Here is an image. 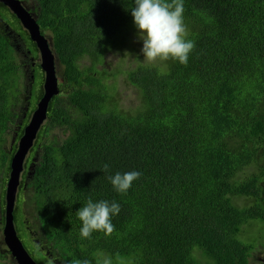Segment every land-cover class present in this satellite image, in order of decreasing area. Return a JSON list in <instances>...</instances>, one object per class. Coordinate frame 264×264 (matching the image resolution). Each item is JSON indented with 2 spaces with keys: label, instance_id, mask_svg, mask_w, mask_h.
Instances as JSON below:
<instances>
[{
  "label": "trees",
  "instance_id": "trees-1",
  "mask_svg": "<svg viewBox=\"0 0 264 264\" xmlns=\"http://www.w3.org/2000/svg\"><path fill=\"white\" fill-rule=\"evenodd\" d=\"M31 1L58 78L14 194L27 254L36 264H250L257 241L239 234L258 221L264 236V0H183L195 42L186 65L143 61L134 0ZM115 51L118 62H108ZM37 54L0 2V134L45 98ZM120 75L140 100L125 111ZM21 137L0 145L1 229ZM133 170L141 176L126 193L106 179ZM88 198L120 204L111 235L81 237L76 211Z\"/></svg>",
  "mask_w": 264,
  "mask_h": 264
},
{
  "label": "clouds",
  "instance_id": "clouds-1",
  "mask_svg": "<svg viewBox=\"0 0 264 264\" xmlns=\"http://www.w3.org/2000/svg\"><path fill=\"white\" fill-rule=\"evenodd\" d=\"M134 5L135 6L131 8L130 11L133 23L137 29L138 39L142 41L140 52L143 54V61L155 63L157 61L174 60L178 61L180 64L186 65L189 54L195 47V42L186 39L187 28L184 24L183 0H134ZM48 48L53 56L52 49L50 46H48ZM37 56L39 58V64ZM34 63L35 68L39 66L45 83L46 72L42 69V55L39 49L38 54L35 56ZM53 69L55 77L58 78L57 72H55L56 66L54 63V56ZM42 101L38 102L34 110L30 113L26 112L24 109L25 112L12 122L13 126L9 125L6 128L7 132L10 130L14 134L10 138L7 148L15 143L17 133H22V137L26 134L27 130L24 129L28 127L31 121L36 120L39 124L42 122L44 117L39 119L37 116ZM53 129H56V127H49L45 130L51 137L56 138V136L51 134ZM22 137L18 141V145L23 141ZM35 137H37L36 133ZM34 138H32V144ZM32 144L30 146H32ZM29 148L24 158L27 156ZM102 170L108 173L110 171V165L105 163L102 166ZM140 176L141 173L139 171L133 170L124 173L116 172L115 174H109L106 176V179L110 181L117 192L126 193L132 186V183ZM119 211L120 204L115 201L109 202L108 200L101 199L93 202L92 198H88L85 205L76 211L77 217L82 222L80 228L81 237L91 238L93 232H103L106 236L111 235L115 231V226L111 222V217L119 214ZM76 264H89V261L85 259L83 261H77ZM100 264H111V260L109 258H104Z\"/></svg>",
  "mask_w": 264,
  "mask_h": 264
},
{
  "label": "water",
  "instance_id": "water-1",
  "mask_svg": "<svg viewBox=\"0 0 264 264\" xmlns=\"http://www.w3.org/2000/svg\"><path fill=\"white\" fill-rule=\"evenodd\" d=\"M20 22L21 27L28 33L42 55V69L46 72V80L44 83L45 98L40 104V111L37 113L39 119L44 117L46 101L50 99L56 90V77L53 69V56L48 48L47 41L39 33V27L35 20L30 16L23 4L19 0H0ZM39 128V122L34 120L28 125L26 134L22 137L18 149L11 159L10 177L6 182V204H5V222L2 228L3 242L14 258L16 264H36V262L27 254L22 247L15 234V229L12 223L13 200L16 187L19 183V173L22 169V160L27 149L32 144V138ZM28 138V139H26Z\"/></svg>",
  "mask_w": 264,
  "mask_h": 264
},
{
  "label": "rangeland",
  "instance_id": "rangeland-1",
  "mask_svg": "<svg viewBox=\"0 0 264 264\" xmlns=\"http://www.w3.org/2000/svg\"><path fill=\"white\" fill-rule=\"evenodd\" d=\"M20 2L23 4L24 8L27 10V12L33 7V2L31 0H20ZM109 59L108 62L110 63H117L120 57V54L115 51L111 54L108 55ZM60 67H58L59 71ZM111 80V79H110ZM119 85V106L122 110L125 111V107L128 105H138L140 100L136 96V92L133 87L129 86L128 84L125 86L123 85L124 81V76L120 75L116 80H115ZM10 125L13 126L11 123ZM59 133L58 129H53L51 131V134L54 136H57ZM14 134L12 131H6L5 133L1 132L0 134V145L4 148H7V145L9 144L10 138ZM251 171V170H250ZM249 170H244L240 176L248 175ZM239 201H244V198H240ZM241 205V204H239ZM242 227L245 228V231H241L239 234V239L243 243H250L253 244L254 242L257 241L256 247H254L251 252H250V264H264V236H262L258 231L261 229V223L258 221H250L247 224H244ZM0 243L2 246H5L3 242V236H2V229L0 228ZM1 246V249L3 250L4 248ZM2 263L10 264H16L14 259L11 257V255L8 257V259L1 261Z\"/></svg>",
  "mask_w": 264,
  "mask_h": 264
},
{
  "label": "flooded vegetation",
  "instance_id": "flooded-vegetation-1",
  "mask_svg": "<svg viewBox=\"0 0 264 264\" xmlns=\"http://www.w3.org/2000/svg\"><path fill=\"white\" fill-rule=\"evenodd\" d=\"M37 60H38V64H39V58H38V56H37ZM35 65V63L33 62V66Z\"/></svg>",
  "mask_w": 264,
  "mask_h": 264
}]
</instances>
